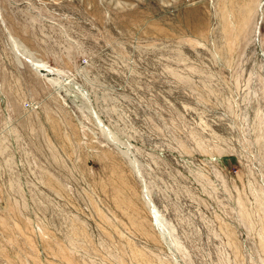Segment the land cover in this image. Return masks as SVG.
Masks as SVG:
<instances>
[{
  "label": "rangeland",
  "instance_id": "obj_1",
  "mask_svg": "<svg viewBox=\"0 0 264 264\" xmlns=\"http://www.w3.org/2000/svg\"><path fill=\"white\" fill-rule=\"evenodd\" d=\"M0 264H264V0H0Z\"/></svg>",
  "mask_w": 264,
  "mask_h": 264
}]
</instances>
